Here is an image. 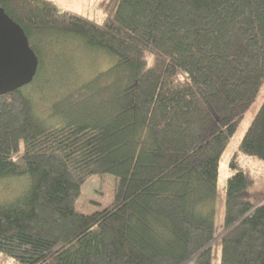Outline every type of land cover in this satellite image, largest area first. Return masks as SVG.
Listing matches in <instances>:
<instances>
[{
  "label": "trees",
  "instance_id": "obj_1",
  "mask_svg": "<svg viewBox=\"0 0 264 264\" xmlns=\"http://www.w3.org/2000/svg\"><path fill=\"white\" fill-rule=\"evenodd\" d=\"M0 7L39 57L31 82L0 93V183L24 179L0 196V252L24 264H212L220 159L264 81V0H100V20L54 0ZM52 43L109 63L43 112L34 92ZM238 153L264 158V101ZM231 167L220 264H264V196L245 199L251 171L236 156ZM106 172L113 202L77 211L82 184Z\"/></svg>",
  "mask_w": 264,
  "mask_h": 264
},
{
  "label": "rangeland",
  "instance_id": "obj_2",
  "mask_svg": "<svg viewBox=\"0 0 264 264\" xmlns=\"http://www.w3.org/2000/svg\"><path fill=\"white\" fill-rule=\"evenodd\" d=\"M61 9H72L94 17L101 19L102 12L98 7L100 0H54ZM58 40H63L60 37H56ZM64 41V40H63ZM68 44H50L48 46H42L41 50L44 57H47L46 62L53 54V62L49 65V69L42 72V77L36 83L37 91L34 92L37 106L39 110L45 112L47 107L51 104V101L55 96L63 95L65 93V85H69L72 82V88L75 86V81L90 77L97 70L104 68L109 63V58L104 57L102 53L97 55L95 63L91 64L92 58L90 56H84L77 50H71ZM57 56V57H56ZM56 58V59H55ZM55 59V60H54ZM48 63V62H47ZM46 64V63H45ZM50 64V63H49ZM55 64L58 68H55ZM74 67V71H72ZM79 86V85H78ZM75 97V94H72ZM264 101V81L260 88L259 93L249 104L245 115L239 122L236 132L230 138V141L224 150L219 165V178H218V191L216 197L215 206V232L217 234L214 240L213 246V258L212 264H220L221 256V244L218 241V237L224 229L225 219V199H226V186L227 181L232 173L231 161L236 156L238 164L242 167H248L252 174V180L246 191L243 193L245 199H251L252 201L259 200L264 196V158L252 156L248 154L238 153V146L241 139L254 118L255 114L259 110L261 104ZM24 181L23 178H12L7 182L0 183V196L11 193L15 188H19V184ZM117 187V177L110 172L106 173H94L89 176L87 181L82 184L81 193L75 203V209L81 212H91L102 209L115 198V192ZM0 264H24L16 257L0 252ZM186 264H197L196 259H191Z\"/></svg>",
  "mask_w": 264,
  "mask_h": 264
},
{
  "label": "water",
  "instance_id": "obj_3",
  "mask_svg": "<svg viewBox=\"0 0 264 264\" xmlns=\"http://www.w3.org/2000/svg\"><path fill=\"white\" fill-rule=\"evenodd\" d=\"M39 57L20 24L0 7V93L31 82Z\"/></svg>",
  "mask_w": 264,
  "mask_h": 264
}]
</instances>
